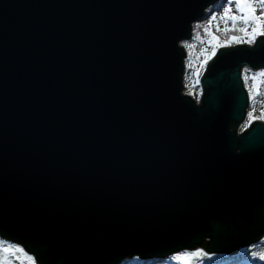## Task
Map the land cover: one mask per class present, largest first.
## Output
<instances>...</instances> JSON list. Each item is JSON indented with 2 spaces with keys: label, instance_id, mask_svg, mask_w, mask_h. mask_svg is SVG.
<instances>
[{
  "label": "water",
  "instance_id": "1",
  "mask_svg": "<svg viewBox=\"0 0 264 264\" xmlns=\"http://www.w3.org/2000/svg\"><path fill=\"white\" fill-rule=\"evenodd\" d=\"M218 1L0 0V239L34 264H120L264 237V121L235 129L264 37L182 93L181 42Z\"/></svg>",
  "mask_w": 264,
  "mask_h": 264
},
{
  "label": "trees",
  "instance_id": "2",
  "mask_svg": "<svg viewBox=\"0 0 264 264\" xmlns=\"http://www.w3.org/2000/svg\"><path fill=\"white\" fill-rule=\"evenodd\" d=\"M258 6L259 5H257V7ZM225 7H228V3L226 2V0H219L214 5L208 7L204 13V16L198 21L192 23L191 39L181 42L182 47L185 49V52H186V57L184 59V65L187 62L188 58L190 57L188 54L187 48H190L191 51H194L196 48L201 47L204 53L203 64L196 77V85H195L196 91L190 90L188 87L183 85L184 91H187V95H190L193 98L194 96H196L199 99L201 90L199 87V82L197 81L205 67L204 62L206 60L208 61L209 58L212 56V44L210 43L211 36L204 33V29L208 27V24L206 23H208L209 19H211L212 16H216L217 20L221 18ZM228 26L230 27L231 25H228ZM197 32H199L200 34V39H194ZM211 32L213 35L219 38L218 43L220 44L224 43L225 41H228V38L232 35L240 37L241 40L249 39V37L245 36L243 33L239 31H230V32L225 33L223 31H216V29L212 28V26H211ZM231 43L232 45H237L235 44V42H231ZM240 44H245V43H240ZM187 70H188V67L187 65H185L184 75L186 74ZM260 73H264V69H257L254 72H252V71H249L245 67L242 68L240 72V77H241L243 86L245 87L246 85L245 79H244L245 76L247 77V81H248L249 75L252 76L253 79L260 78L263 81L264 75H260ZM184 81H185V78H184ZM247 96L249 97L248 91H247ZM249 112L252 113L251 118L248 115ZM262 115H264L263 112L260 114H255L254 105L250 102L248 98V104H247L246 112H245V126L241 127L240 132L245 130L252 121L259 119V117H261ZM235 129H236V133H240L238 132L239 131L238 127H235ZM3 248H8L10 251L8 253H5L2 251ZM253 251H256V252L264 251V237L258 243H255L251 245L250 247L243 249L241 251V257H235V255L231 257V256H224V255H205L203 253H198V254L193 253V254H190L186 259H179L176 257H167L163 259L155 258V259L140 260V259L135 258V259H127L120 264H247L245 260L249 256H251V253ZM15 253H16V249L13 247V245L0 239V264H22L20 260L18 261V259L14 257ZM27 262L28 261H26V264ZM30 262L31 264L33 263L32 261ZM251 264H260V262L257 260H253Z\"/></svg>",
  "mask_w": 264,
  "mask_h": 264
},
{
  "label": "snow or ice",
  "instance_id": "3",
  "mask_svg": "<svg viewBox=\"0 0 264 264\" xmlns=\"http://www.w3.org/2000/svg\"><path fill=\"white\" fill-rule=\"evenodd\" d=\"M226 2L228 3V7L224 8L223 15L220 18L221 20H223L225 27L223 29H220L219 24H217L216 31H223L225 33L230 31H239L245 36L249 37V39L241 40L240 37L232 35L228 38V41H225L222 44L218 43L219 38L213 35L211 32L212 23L213 21L217 20V17L212 16L208 21V27L204 29V33L211 36L210 43L212 44V56L209 59L214 58L218 55L219 48L233 46L231 42H235V44L245 43L248 45H254L256 41L253 38L264 37V0H234V12L232 6L233 0H226ZM257 5H259V8L257 7ZM229 23L231 25L230 27L228 26ZM194 39H200L199 32L196 33ZM204 63L206 65L207 60ZM260 75H264V73H260ZM244 79L245 83H247L246 76ZM248 98L249 100H255L257 97L253 96V94L250 92ZM248 115L250 118L252 117L251 112H249ZM259 119L264 120V115L259 117ZM21 250L22 249H17V251ZM2 251L8 253L10 250L8 248H3ZM251 257L253 260L259 261L260 264H264V251H253L251 253Z\"/></svg>",
  "mask_w": 264,
  "mask_h": 264
},
{
  "label": "rangeland",
  "instance_id": "4",
  "mask_svg": "<svg viewBox=\"0 0 264 264\" xmlns=\"http://www.w3.org/2000/svg\"><path fill=\"white\" fill-rule=\"evenodd\" d=\"M233 12L235 11V4L233 2ZM259 8V6H258ZM208 24V23H206ZM205 24V25H206ZM217 24H219L220 29L225 27V24L223 22V20H221L220 18L217 21H213L212 23V28L216 29ZM230 25V23H229ZM242 26V25H240ZM188 49V54H189V58L187 60V62L185 63V65H187L188 70L186 72V74L184 75L183 72V79H182V84L185 85L186 87H188L190 90H195L196 91V77L197 74L199 72V70L202 67L203 64V60H204V53L202 51L201 47L196 48L194 51H191L190 48ZM185 78V81H184ZM245 90L246 92L248 91V93H252L253 96L257 97L255 100H250V102L254 105V109H255V114H260V113H264V80L262 81L260 78L257 79H253L252 76L249 75L248 77V81L245 85ZM182 93L187 94V91H184V88H182ZM194 99L196 101H198V97L194 96ZM262 120V119H260ZM264 121V120H263ZM242 126H245V117L244 119L240 122V124L237 126L238 127V132H240V129ZM10 243V242H8ZM11 245H13V247L16 249V253L14 254V257L16 259H18V261L20 260L22 262V264H31L30 261H32L34 264V260L32 258V256L28 255L26 252H24L23 250L21 251H17V249H21L18 245H15L13 243H10ZM250 246H247L245 248H241L237 251V253L235 254V257H241V251L243 249H246ZM198 254V253H202L200 250H195V251H180L170 257H176L179 259H186L190 254ZM233 257V256H231ZM130 259H135V258H130ZM127 260V259H126ZM247 264H251L253 259L251 256H249L246 260Z\"/></svg>",
  "mask_w": 264,
  "mask_h": 264
},
{
  "label": "built area",
  "instance_id": "5",
  "mask_svg": "<svg viewBox=\"0 0 264 264\" xmlns=\"http://www.w3.org/2000/svg\"><path fill=\"white\" fill-rule=\"evenodd\" d=\"M196 250H200L201 251V249H199V248H197ZM195 251V250H194ZM202 252V251H201Z\"/></svg>",
  "mask_w": 264,
  "mask_h": 264
},
{
  "label": "bare ground",
  "instance_id": "6",
  "mask_svg": "<svg viewBox=\"0 0 264 264\" xmlns=\"http://www.w3.org/2000/svg\"><path fill=\"white\" fill-rule=\"evenodd\" d=\"M182 45V44H181ZM185 57H186V55H185ZM184 69H185V67H184ZM183 72H184V70H183ZM241 78V77H240ZM7 242V241H6Z\"/></svg>",
  "mask_w": 264,
  "mask_h": 264
}]
</instances>
